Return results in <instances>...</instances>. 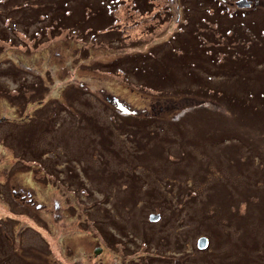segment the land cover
<instances>
[{
    "label": "rangeland",
    "instance_id": "rangeland-1",
    "mask_svg": "<svg viewBox=\"0 0 264 264\" xmlns=\"http://www.w3.org/2000/svg\"><path fill=\"white\" fill-rule=\"evenodd\" d=\"M64 1L0 0V264H264V0Z\"/></svg>",
    "mask_w": 264,
    "mask_h": 264
},
{
    "label": "trees",
    "instance_id": "trees-1",
    "mask_svg": "<svg viewBox=\"0 0 264 264\" xmlns=\"http://www.w3.org/2000/svg\"><path fill=\"white\" fill-rule=\"evenodd\" d=\"M137 2H139V7L141 8L142 7V9H144L145 11H148L149 9H151V1L152 0H136ZM101 2H103V0H101ZM66 3V5L69 3V0H65L64 1V4ZM107 4H106V7H108V8H110V6H109V4H108V2H106ZM197 3L198 2H196V3H194L191 7H190V9H191V11H192V9H197V11H198V13H199V15H198V17H196V19L194 20V21H196V23H198V24H200L201 23V19H203V17H206L207 15H212V13L213 14H215V16L216 17H218V18H222V17H224L227 13L225 12V9H222V8H220V7H215L214 6V4L210 1V0H202V4L201 5H197ZM212 4V5H211ZM102 5H104V2H103V4ZM204 5H208V6H211V8H210V10L211 11H213L212 13H208L207 12V9H208V6L207 7H204ZM88 8V7H87ZM102 8V13L104 14V16H105V6H103V7H101ZM251 8H254L253 6H251L250 8H245V9H240L239 11H243V12H246L248 9H251ZM64 9L66 10V8L64 7ZM90 11L92 10V8L91 7H89L88 8ZM239 9V8H238ZM221 12V13H220ZM184 13V22H185V18H188L187 20H186V23H189L191 20L189 19V14H186L185 12H183ZM232 16L229 18V20H233V18H235V16H237V17H240V12H238V13H232L231 14ZM90 16L88 15V18H89ZM114 22V18L113 17H111V16H109L108 15V19L106 18V17H104V20H103V22L99 25V29H106V28H108V27H111L112 26V23ZM219 23H220V21H219ZM181 27H183V26H180V28ZM221 27V26H220ZM228 28V27H227ZM226 28V29H227ZM111 28H108V30H106L107 32H109V30H110ZM192 29V28H191ZM208 29V28H207ZM217 29V28H216ZM225 29V30H226ZM90 30L92 31V32H95L96 30H97V28H94L93 26H91L90 27ZM111 30H113V29H111ZM209 30V29H208ZM0 31H1V29H0ZM179 32V31H178ZM214 32V31H213ZM215 33V32H214ZM226 34V33H225ZM256 35H257V37L259 38V42L257 43L261 48H262V46H263V42H262V40H261V37H259V32H256L255 33ZM226 38H228V41H229V44L227 45V47H225L224 49H222V51L225 53V54H222L223 55V58H226V61H227V63H230V62H233V61H238L239 59L236 57V52H235V48H236V46H238V47H242L243 45H244V42H242V43H240V42H234V43H232L233 42V39H231L232 38V34H229L228 36H226V35H224ZM7 38H5V40H6ZM211 43V46L210 45H205V49L204 48H198L197 47V41L196 40H194V44H193V47L195 48V51L197 52V53H199L200 55H201V53L200 52H203V50L204 51H207V54H208V56H209V58L212 60L211 62H216V66H218V59H219V57L221 56V53L222 52H220L219 53V55H217L216 56V54L214 53V48H215V46H219V44L218 43H216V44H214L213 42H210ZM246 45V44H245ZM247 46L248 47H250L251 45H248L247 44ZM197 47V48H196ZM202 47V46H201ZM252 48H254V45L252 46ZM261 48H259V49H261ZM253 54L254 53H252V54H250V55H252V57H253ZM225 55V56H224ZM137 56H139V60L135 63L136 64V66H137V69L135 70L137 73H143V71L144 70H146L147 71V69H146V67L148 68V69H152V68H154V70H155V66L152 64V65H145L144 67L143 66H141V65H137V64H139V61H141L144 57H149L148 56V54H146L145 56H143V55H136V58H137ZM186 56V55H185ZM202 56V55H201ZM263 57H264V55H263ZM257 58V57H256ZM251 58H249V59H247V61L248 62H251V60H250ZM132 61V60H131ZM246 62V61H245ZM226 62H225V64H227ZM244 62H239V63H237L236 64V66L235 67H239L241 64H243ZM131 64V66H133L134 64L131 62L130 63ZM142 64V63H141ZM264 64V58H262L261 60H258V66L259 65H263ZM187 65H188V68H189V70H193L194 68V66H196L197 65V63H195V61H193V63H191V65H189V63L187 62ZM130 66V67H131ZM221 66V65H220ZM166 65H163V66H161L160 67V69H161V71H157V69L155 70V72L157 71V72H163V71H165L164 69H166ZM194 70H196V68L194 69ZM17 71H19V69H18V67H16V66H12L11 67V69H9V73L10 74H13V73H16ZM153 71V70H152ZM145 72V71H144ZM154 72V73H155ZM153 74V73H152ZM192 74H194L193 72H192ZM136 75V74H135ZM138 76V75H137ZM142 85H145V86H149V87H154L153 86V83H149V82H146L145 84H142ZM155 88V87H154ZM195 89V88H194ZM187 90H189V89H187ZM16 92H18V95L20 94V92H19V90L18 91H16ZM221 94V93H220ZM223 94V93H222ZM221 94V95H222ZM259 96L260 97H262V98H264V92H259ZM42 97H44V95L42 96ZM225 97V96H224ZM39 98H41V95L39 96ZM226 100H228L231 104H235V102H236V98H234V97H230V94H226ZM246 99H248V98H246ZM41 100L42 99H39L38 100V102L41 104ZM243 103H244V101H243ZM43 104H45V102L43 103ZM42 104V105H43ZM44 106V105H43ZM123 115H127V114H131V113H122ZM122 116V115H121ZM123 117H125V116H123ZM146 118H148V117H146ZM146 118H143V119H141L140 120V122H148L147 121V119ZM149 119H154V117H149ZM166 123V122H165ZM152 124H154V122L152 123ZM151 124V125H152ZM140 125L142 126V127H146V129H145V131L147 130V125H145L144 123H140ZM151 125H148L149 127L151 126ZM144 131V132H145ZM147 135L149 136V137H142V138H151V137H154V136H157L158 134H157V131H150L149 133H147ZM141 137H139L138 139H140ZM232 140H234V137H231V138H225V140H224V142L225 143H228V144H231V141ZM143 144V143H142ZM227 144V145H228ZM221 147H223V146H221ZM218 148V150H220L219 152H225L224 151V149L223 148H219V147H217ZM142 149V148H141ZM34 152H35V150H34ZM35 154L37 155V153L35 152ZM228 155H231V154H228Z\"/></svg>",
    "mask_w": 264,
    "mask_h": 264
},
{
    "label": "water",
    "instance_id": "water-1",
    "mask_svg": "<svg viewBox=\"0 0 264 264\" xmlns=\"http://www.w3.org/2000/svg\"><path fill=\"white\" fill-rule=\"evenodd\" d=\"M236 5L238 6V7H249L250 5H251V0H238L237 2H236ZM151 217H156L155 215H151ZM198 247L201 249V248H205L206 247V245H207V240H206V238L205 237H201V238H199L198 239ZM101 251V249L100 248H96L95 249V251H94V253L95 254H97V253H99Z\"/></svg>",
    "mask_w": 264,
    "mask_h": 264
},
{
    "label": "flooded vegetation",
    "instance_id": "flooded-vegetation-1",
    "mask_svg": "<svg viewBox=\"0 0 264 264\" xmlns=\"http://www.w3.org/2000/svg\"><path fill=\"white\" fill-rule=\"evenodd\" d=\"M13 195L18 196L19 194L16 193V191L14 190V191H13ZM19 196H20V195H19ZM20 198H21V201H23V202L26 201L24 196H20ZM24 200H25V201H24ZM32 204H33V202H32Z\"/></svg>",
    "mask_w": 264,
    "mask_h": 264
}]
</instances>
